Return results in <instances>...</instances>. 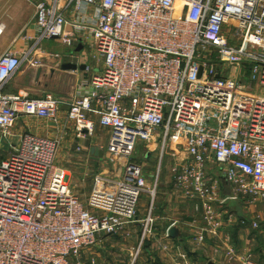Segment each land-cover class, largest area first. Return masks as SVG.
<instances>
[{
  "label": "built area",
  "instance_id": "obj_1",
  "mask_svg": "<svg viewBox=\"0 0 264 264\" xmlns=\"http://www.w3.org/2000/svg\"><path fill=\"white\" fill-rule=\"evenodd\" d=\"M34 7L36 45L88 46L100 59L66 118L85 140L96 117L109 130L108 155L124 164L95 174L84 203L56 165L58 140L25 132L9 152L0 148V264H97L84 255L101 235L138 222V200L149 192L144 167L131 160L139 144H159L161 157L174 158V187L203 210L199 242L222 230L218 207L226 201L264 202V0H34ZM31 56H0V141L20 117L58 121L60 99L3 91L23 64L42 66ZM220 180L230 188L225 197ZM232 252L237 264H256L251 253Z\"/></svg>",
  "mask_w": 264,
  "mask_h": 264
},
{
  "label": "crops",
  "instance_id": "obj_2",
  "mask_svg": "<svg viewBox=\"0 0 264 264\" xmlns=\"http://www.w3.org/2000/svg\"><path fill=\"white\" fill-rule=\"evenodd\" d=\"M0 8V56L10 52L21 57L27 50H32L31 59L41 60L42 62V66L38 68H33L26 63L23 64L4 86V93L8 95H25L29 98L51 95L63 102L57 123L23 116L17 120L10 132H27L51 139H53V136L49 135L48 132H75L73 124L68 122L66 118L67 103L75 97L79 83L86 77L91 78L94 72L101 67L93 65L91 67L92 71L85 73L84 69L81 70L79 67L90 66L94 61L89 60L85 64L80 62L76 64L73 61L75 57L83 56L86 53L85 48H88V46H82L79 51H76L77 48L74 50L68 48L69 50H66L67 54L61 55L48 49V45H43V42L36 45L37 30L34 25V0H10V2H5ZM70 53L74 55V58L67 59ZM62 57L67 59L64 63L60 62ZM67 63L75 64L78 68L76 70L62 69V66ZM63 78L74 80L75 85L69 94L64 93ZM41 86L43 89H41V94L37 96L33 90ZM50 86L61 88L60 90L51 89ZM48 90L55 92L52 94ZM64 94L70 98L67 102ZM90 118L94 123V127L100 128L97 118L94 116H90ZM104 132H108V142L109 130L104 129ZM85 140H68L66 147L69 151V160L66 163V167L61 165L60 168L67 174L70 188L79 198L85 194L84 192L88 191L87 200L92 190L93 176L95 174L117 172L108 170L104 162L105 155L108 154L106 149L107 142L103 149L102 147L87 145ZM72 143L76 144L74 152L72 151L71 153ZM77 147L81 151L77 152ZM92 148H97L102 152V156L91 154ZM62 163V161H59V164ZM208 169L213 172L215 167L213 164H208ZM166 183L168 184V182ZM220 188L221 197L230 194V188L223 180H220ZM162 196L167 204L162 206L157 203L158 208L154 212V204L152 202L151 215L154 214L156 225L147 240L139 244L143 247L144 258H142V264H230L229 250H233V252L241 254V256L251 253L252 259L256 264H264L263 201H252L250 197L226 201L225 204L218 207V211L222 213L224 219L222 230L216 237L204 234V240L199 242L197 237L203 227L200 225L201 222L199 221L200 223H198L197 221V212L193 206L197 201L185 198L174 187L172 179L169 185V192L162 193ZM230 206L235 208L232 214L229 212ZM229 215H232L231 220L227 219ZM141 216H144L143 212ZM143 219L139 218L138 222L126 226L124 231L112 236L125 239L131 238L137 232V226L141 225ZM239 220H245L246 224H239ZM252 222L257 223V228H252ZM171 229H174L172 236L170 235ZM85 255L84 257L88 259Z\"/></svg>",
  "mask_w": 264,
  "mask_h": 264
},
{
  "label": "rangeland",
  "instance_id": "obj_3",
  "mask_svg": "<svg viewBox=\"0 0 264 264\" xmlns=\"http://www.w3.org/2000/svg\"><path fill=\"white\" fill-rule=\"evenodd\" d=\"M10 2V0H0V6H3L5 2ZM13 2V1H12ZM1 10V8H0ZM43 45H48V49H51L54 53H59L61 55L67 54L66 52L71 48L67 47L59 42L55 41H43ZM69 48V49H68ZM67 50V51H66ZM86 53L82 56L75 57L73 61L77 63H84L88 62L89 60L94 61L90 64V68L94 66H100L101 67V61L97 57L96 53L90 48H85ZM69 59V58H67ZM66 58H63L60 60V62L64 63ZM65 76V75H64ZM62 85L64 89L65 94L71 93L72 88L74 87V80L71 78L66 79L63 78ZM51 89H58L60 90L61 87L57 88L56 86H50ZM41 87H37L34 93L39 96L41 93ZM48 92L54 94L53 90H48ZM64 98L66 99V102L70 99L67 96ZM67 97V98H66ZM101 128V127H100ZM98 127H94L93 133L91 136L87 137L85 141H87V145L92 146H98L105 148L108 132H104V129H100ZM23 132H9V135L6 137V139H2L0 141V148L2 150V153L9 152L11 146H15L20 136ZM49 135L53 136V139H56L59 141V145L57 148V164L58 168L61 167V165L67 166L68 159V149L66 147V143L68 140H74L75 134L74 132H48ZM71 153L74 152V146L76 143H72ZM69 148V147H68ZM132 161H135L139 164H141L144 167V171L146 173V181H147V189L149 192L154 193L152 196L149 192L141 194L138 205H137V217L138 219H145L147 216V213L149 211V207L151 204V200L153 199L154 204V212L155 209H157V203L160 205L167 204L165 202L164 197L162 196V193L169 192V185L171 184L172 174H171V168L174 164V158L169 155V153L166 151L163 153L161 157V148L159 144H139L131 158ZM59 161H62V164H59ZM65 161V162H64ZM104 162L107 165L108 170H114V172L119 173L122 170L124 160H118L111 155L106 154L104 158ZM63 166V167H64ZM61 169V168H60ZM68 171V170H67ZM215 171V170H214ZM70 172V171H68ZM157 178V180H156ZM166 180V181H165ZM168 180V181H167ZM168 182V184L166 183ZM85 194L80 198L82 202L86 203V197L88 195V191L84 192ZM90 194V193H89ZM156 204V207H155ZM195 211L197 212V221L200 223L201 227L205 226V222L203 220V210L200 207L199 203H194ZM145 207V208H144ZM144 209V211H143ZM234 207H229V212L232 214L234 212ZM231 210V211H230ZM143 212L144 216H141V213ZM153 212V211H152ZM153 212V213H154ZM152 219L154 221V214L151 215ZM143 219V220H144ZM200 221V222H199ZM156 225V222L154 221L152 225L150 226L149 230L150 233H147L144 237V241H141L142 233H143V224L137 226L138 230L137 232L128 238H121L118 236H103L101 235L97 245L93 248H91L85 256L96 259L97 264H142L144 255H143V247L140 246V242L144 243L145 240H147L148 236L154 231V227ZM140 232V234H139ZM235 254L234 252H232ZM230 259V255H229ZM230 264L236 263V259H230ZM229 264V263H228ZM237 264V263H236Z\"/></svg>",
  "mask_w": 264,
  "mask_h": 264
},
{
  "label": "water",
  "instance_id": "obj_4",
  "mask_svg": "<svg viewBox=\"0 0 264 264\" xmlns=\"http://www.w3.org/2000/svg\"><path fill=\"white\" fill-rule=\"evenodd\" d=\"M81 49H82V46H78L76 51H79ZM77 68H78L77 65L71 64V63H67L62 66V69L64 70H76ZM79 68L83 70L84 66H80ZM90 152L91 154H94L95 156H99V157L102 156V152H100L97 148H92ZM173 234H174V229H171L170 235L172 236Z\"/></svg>",
  "mask_w": 264,
  "mask_h": 264
},
{
  "label": "bare ground",
  "instance_id": "obj_5",
  "mask_svg": "<svg viewBox=\"0 0 264 264\" xmlns=\"http://www.w3.org/2000/svg\"><path fill=\"white\" fill-rule=\"evenodd\" d=\"M65 174V173H64Z\"/></svg>",
  "mask_w": 264,
  "mask_h": 264
}]
</instances>
